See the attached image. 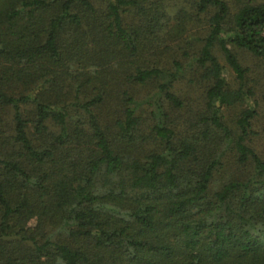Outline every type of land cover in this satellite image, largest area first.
<instances>
[{"label":"trees","instance_id":"16d2710c","mask_svg":"<svg viewBox=\"0 0 264 264\" xmlns=\"http://www.w3.org/2000/svg\"><path fill=\"white\" fill-rule=\"evenodd\" d=\"M235 49L264 64V3L0 0V264H264Z\"/></svg>","mask_w":264,"mask_h":264},{"label":"rangeland","instance_id":"374dc122","mask_svg":"<svg viewBox=\"0 0 264 264\" xmlns=\"http://www.w3.org/2000/svg\"><path fill=\"white\" fill-rule=\"evenodd\" d=\"M98 1V0H97ZM100 1V0H99ZM231 3V0H227ZM260 3H264V0H255ZM176 3V2H175ZM171 4V3H170ZM174 4V3H172ZM239 60L242 62L243 66L250 69L251 77H256L260 82L256 98L259 102V116L254 123V131L256 134L252 136V139L249 141L252 147H254L257 152L264 158V64L261 63L257 58L253 57L249 53L241 49H235ZM220 60L224 64L222 55L216 51ZM192 65L186 63V70L183 74V79L177 84V92L185 97V105L182 109L176 110L173 112V116L181 115L183 118L189 116L192 110L197 108L200 100V92L202 90V84L200 81H194L192 76H190V69ZM230 78V77H229ZM194 81V82H193ZM144 99V98H143ZM153 103V101H151ZM145 107L149 106V102L144 105ZM235 114L233 109L225 111V116L227 120H230L231 117Z\"/></svg>","mask_w":264,"mask_h":264}]
</instances>
